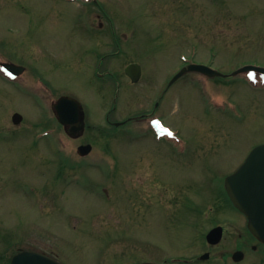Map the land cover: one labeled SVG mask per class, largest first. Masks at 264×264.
I'll list each match as a JSON object with an SVG mask.
<instances>
[{
  "label": "rangeland",
  "instance_id": "374dc122",
  "mask_svg": "<svg viewBox=\"0 0 264 264\" xmlns=\"http://www.w3.org/2000/svg\"><path fill=\"white\" fill-rule=\"evenodd\" d=\"M98 1L0 0V63L27 68L16 83L0 68V264L21 250L63 264L205 252L213 258L200 264H224L246 221L223 180L264 144V78L186 74L168 84L187 61L225 75L264 68V0ZM132 63L137 84L124 73ZM62 96L86 113L72 142L52 110ZM157 118L174 132L155 135ZM80 144L93 145L85 159L96 167L76 165ZM217 225L226 234L212 249L205 236Z\"/></svg>",
  "mask_w": 264,
  "mask_h": 264
},
{
  "label": "water",
  "instance_id": "95a60500",
  "mask_svg": "<svg viewBox=\"0 0 264 264\" xmlns=\"http://www.w3.org/2000/svg\"><path fill=\"white\" fill-rule=\"evenodd\" d=\"M259 71L264 69L256 67H245L240 71ZM189 71H199L209 76H216L219 73L205 66L191 65L178 73L171 84ZM126 73L137 82L141 76V68L138 65H130ZM58 120L61 124L70 127V132L77 135L84 130V112L81 104L74 98L62 97L55 105ZM15 124L22 121L20 114L13 117ZM87 153L90 146L82 148ZM225 189L233 205L248 218V226L251 233L259 240L264 241V145L255 148L245 163L233 175L225 180ZM222 229L212 230L207 239L212 244L221 240ZM204 258V257H203ZM11 264H61L58 261L35 251H21L11 260Z\"/></svg>",
  "mask_w": 264,
  "mask_h": 264
},
{
  "label": "flooded vegetation",
  "instance_id": "af4514ba",
  "mask_svg": "<svg viewBox=\"0 0 264 264\" xmlns=\"http://www.w3.org/2000/svg\"><path fill=\"white\" fill-rule=\"evenodd\" d=\"M225 234L226 229H224L223 237H225ZM234 242L236 244L234 250L229 249V246H225L222 249L223 252L220 254L219 258L224 262V264H264V242L254 238L248 232L247 227L245 236L239 235ZM217 246H211V248L215 249ZM179 258L180 259L165 260L164 264H190L194 262L193 260L184 259L183 257ZM198 259L199 257H197V260ZM200 263H202V261L194 264Z\"/></svg>",
  "mask_w": 264,
  "mask_h": 264
}]
</instances>
